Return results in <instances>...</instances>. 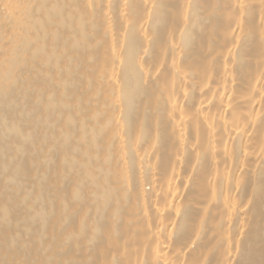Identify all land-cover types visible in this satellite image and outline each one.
Returning a JSON list of instances; mask_svg holds the SVG:
<instances>
[{
  "label": "bare ground",
  "instance_id": "obj_1",
  "mask_svg": "<svg viewBox=\"0 0 264 264\" xmlns=\"http://www.w3.org/2000/svg\"><path fill=\"white\" fill-rule=\"evenodd\" d=\"M0 264H264V0H0Z\"/></svg>",
  "mask_w": 264,
  "mask_h": 264
}]
</instances>
